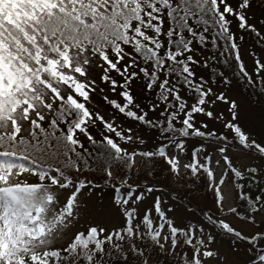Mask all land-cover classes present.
Listing matches in <instances>:
<instances>
[{
	"label": "snow or ice",
	"instance_id": "snow-or-ice-1",
	"mask_svg": "<svg viewBox=\"0 0 264 264\" xmlns=\"http://www.w3.org/2000/svg\"><path fill=\"white\" fill-rule=\"evenodd\" d=\"M262 56L264 0H0V264H264Z\"/></svg>",
	"mask_w": 264,
	"mask_h": 264
},
{
	"label": "trees",
	"instance_id": "trees-1",
	"mask_svg": "<svg viewBox=\"0 0 264 264\" xmlns=\"http://www.w3.org/2000/svg\"><path fill=\"white\" fill-rule=\"evenodd\" d=\"M245 43L250 44L252 47H255L253 44V41L251 37L246 36L245 37ZM243 93L247 96V98L255 105L258 107H264V91H262L260 86L256 87H245L241 88ZM96 131H100V129H96ZM231 144L230 149L231 150H236L240 151L239 146L235 142H229ZM89 147H91L89 145ZM185 173L183 174L182 177H177L176 181L169 186L165 192L169 193L179 201L181 200V197H183L182 203L187 205L190 209L198 213L200 216H202L204 213L201 212L200 208L204 207V202L203 201H196V200H189V197L185 195V187L188 189H192L194 185L191 182V178L189 177L187 181L183 179ZM197 195H201L200 193H197ZM197 205H200V207H197ZM205 211H207V208L205 207Z\"/></svg>",
	"mask_w": 264,
	"mask_h": 264
},
{
	"label": "rangeland",
	"instance_id": "rangeland-1",
	"mask_svg": "<svg viewBox=\"0 0 264 264\" xmlns=\"http://www.w3.org/2000/svg\"><path fill=\"white\" fill-rule=\"evenodd\" d=\"M250 49H254L256 51H259V49H256L255 47H252L250 44H247L244 42V44L241 48V53H242V58L247 62L249 69H251V66H252L251 58L247 55V52ZM262 58H264V56H262ZM233 95L235 96V98H237L238 102L242 105L244 110L247 113H250L249 123L259 125L261 120L264 119V107L255 106L247 98V96L243 93L242 89L235 90ZM125 126H127V125H125ZM229 153L233 156L234 162L238 165L243 163V162H246L248 160V157L245 156L244 154H242L240 151L229 149ZM237 157H239V158L237 159ZM183 162H187V158H185V160ZM184 173H185V170L183 168H181L180 177H182ZM164 196H166V197L171 196L172 200L179 201L178 199H176L175 197H173L172 195H170L167 192H164ZM185 206H187V205H185ZM196 214L198 216H200L198 213H196Z\"/></svg>",
	"mask_w": 264,
	"mask_h": 264
}]
</instances>
